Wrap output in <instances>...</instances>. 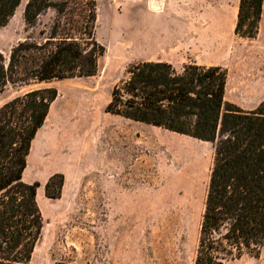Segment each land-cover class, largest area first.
Masks as SVG:
<instances>
[{"label":"rangeland","instance_id":"1","mask_svg":"<svg viewBox=\"0 0 264 264\" xmlns=\"http://www.w3.org/2000/svg\"><path fill=\"white\" fill-rule=\"evenodd\" d=\"M240 1L164 0L158 10L175 3L186 23L191 15L200 63L224 68L225 100L253 110L264 100V6L257 37L241 38L236 33ZM27 2L0 30L4 55L28 37L41 43L66 30L68 15L60 20L53 9L27 28ZM97 2L95 37L106 48L98 74L21 90L9 85L0 93L2 108L34 88L59 92L40 133L52 141L44 146L33 142L24 175L26 182L40 185L37 200L45 223L31 264H195L214 143L106 112L114 86L127 77L131 64V8L155 6L152 0ZM56 174L63 175L64 183L60 197L53 199L46 195V185ZM225 264H264V249L259 257L245 255Z\"/></svg>","mask_w":264,"mask_h":264},{"label":"trees","instance_id":"2","mask_svg":"<svg viewBox=\"0 0 264 264\" xmlns=\"http://www.w3.org/2000/svg\"><path fill=\"white\" fill-rule=\"evenodd\" d=\"M23 0H0V30ZM264 0H241L236 33L256 38ZM55 10L66 18L63 34L55 31L41 43L28 37L8 55L0 53V93L9 85L21 90L99 72L106 48L95 37L97 0H28L27 28ZM227 71L187 63L178 70L167 62L131 63L127 77L113 88L106 112L156 126L196 140L212 142L215 157L200 225L195 264H225L264 249V100L243 110L226 98ZM40 87L15 96L0 108V264H31L44 230L37 200L38 182L24 180L28 156L59 94ZM59 179V189H51ZM63 175H53L47 196L62 194Z\"/></svg>","mask_w":264,"mask_h":264},{"label":"crops","instance_id":"3","mask_svg":"<svg viewBox=\"0 0 264 264\" xmlns=\"http://www.w3.org/2000/svg\"><path fill=\"white\" fill-rule=\"evenodd\" d=\"M161 2L164 0H156L158 5H161ZM171 6L173 7L167 4L166 10L163 12L151 9L146 5H136L131 8L128 21L129 35H127V47L131 63L167 62L178 70L189 62H196L203 66H220L213 63H200L203 60L200 55L199 40L194 39L195 34L192 29L190 30L191 15L188 16L189 20L186 23L185 15H179L175 3ZM45 125L46 122L34 138V144L40 140L44 146L47 142L52 141V136L40 135ZM31 154H29L28 160ZM97 155L98 153L93 155L95 162Z\"/></svg>","mask_w":264,"mask_h":264},{"label":"bare ground","instance_id":"4","mask_svg":"<svg viewBox=\"0 0 264 264\" xmlns=\"http://www.w3.org/2000/svg\"><path fill=\"white\" fill-rule=\"evenodd\" d=\"M152 3L154 4L153 6H155V10H160L159 5L156 3V0H152Z\"/></svg>","mask_w":264,"mask_h":264}]
</instances>
